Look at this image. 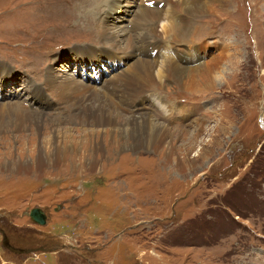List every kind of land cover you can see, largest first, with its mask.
<instances>
[{"label": "rangeland", "instance_id": "1", "mask_svg": "<svg viewBox=\"0 0 264 264\" xmlns=\"http://www.w3.org/2000/svg\"><path fill=\"white\" fill-rule=\"evenodd\" d=\"M40 1L52 2L47 14L31 5ZM146 1L0 0V120L5 106L24 102L42 118L38 130L0 132V264H264V0ZM145 8L160 9L153 32L169 55L142 60L126 37L105 42L115 33L137 43L131 22L146 26ZM99 51L106 57L92 63ZM189 51L200 61L183 66ZM137 60L151 64L153 83L134 103L150 99L136 113L127 104L110 114L120 126L110 131L135 138L110 134L120 146L111 153L103 132L87 146L78 125L47 122L68 117L57 85L73 96L86 89L95 102L94 90L144 81ZM32 82L44 90L36 99ZM157 128L169 139L155 151L141 146ZM59 129L74 138L59 141L58 164L37 170ZM33 208L45 225L30 218Z\"/></svg>", "mask_w": 264, "mask_h": 264}, {"label": "bare ground", "instance_id": "2", "mask_svg": "<svg viewBox=\"0 0 264 264\" xmlns=\"http://www.w3.org/2000/svg\"><path fill=\"white\" fill-rule=\"evenodd\" d=\"M143 2L145 4L147 3V1L145 2V0H143ZM154 2H157V4L160 2L168 3L169 0H152L150 4L152 5V3H154ZM31 5L33 6V8L46 10V12H44L43 14H47V11L50 10L52 2L40 1L39 3H31ZM66 6L70 7V9H71V3L66 1ZM135 6H136V4H135ZM73 8H75V7H73ZM108 10L111 11V9H108ZM143 11L145 12V15L148 17V20H149L148 22H146L147 20L145 21L146 26H143L140 22H138V23L131 22V24H132L131 30L137 31V34H136L138 36L137 37L138 38L137 43H134V39L131 35L126 36V34H120V37L116 38L113 36L115 33L112 35H109V36H112V38L107 39L105 42H107V41L120 42L126 37L124 40L125 41V48L130 49L132 47H138V46L143 48V49H141V57L144 58L142 60H147V59H151V57H154V56H152V53H156L155 57H158L161 55H169V54H165V51L167 50V48L160 47L157 45L158 40H157V38L153 32V29H154L153 24L159 18H161L160 9L158 8L157 10H155V9L145 8ZM131 13H132V11H131ZM37 15L41 16V14H39V13ZM88 19L91 21L90 18H88ZM93 22H95V20H93ZM101 23L104 24L103 21H101ZM109 36H105V37L108 38ZM207 48L208 47H205V49H207ZM170 49H173V48H170ZM173 50H174V56H172V55H170V56L173 57V59L175 61H178L179 58H182V56H181L182 54L179 53V51H177L176 49H173ZM190 54H192L191 58H184L183 59L184 60L183 66H185V63L190 64V63L196 62V64H197L200 61L199 59H197L195 57V54L191 53L190 51L185 55H190ZM96 55L98 56V58L96 60L92 61V63H95L98 60H100V61L104 60V58H102V56H105V55H103L100 51L97 52ZM92 57H94V54ZM124 58H126V57L124 56ZM79 59H82L84 61V63H86V64L91 62V61L88 62V61L84 60L83 57L79 58ZM108 59L111 62L107 60V63L112 64L115 62L111 58H108ZM126 59L128 60V62L132 61V59H128V58H126ZM191 61H193V62H191ZM104 62H106V61H104ZM181 62L182 61H179L178 64H180ZM41 65L46 66L45 62H43ZM137 67L145 70L147 75H146V78L144 79V81L136 83V84L133 82L124 81V82H121L120 85L113 84L111 87H106L102 90H97V91L94 90L93 94L95 95V98H97V100L95 102H89L91 99H89V96H87L85 94L86 89H83L81 91V93L78 94L77 96H73L72 93L74 91V88H68L67 89L66 83H62V84L57 85L55 88V92H56L57 97L59 99L62 98V100H64V102L68 103L67 105H69V107H70V108H68V114L66 115L68 117L63 118L62 114L56 113V115H53L52 118L47 117L48 121L47 120L46 121L49 124L54 125V126H58V125L64 124V123L66 125L67 124L68 125H71V124L78 125L79 129H77L75 131L72 130L73 134H75L76 136L77 135L81 136V138L84 140L83 143L86 144L87 146H89V143L91 142L90 138H92L94 136L98 137L100 134H102L101 132H103V135H105L104 138L107 139V140H105V143H106V146L108 149L107 152L112 153V151L115 150L114 148H119L120 146H118V144H119L118 140L115 141L114 143L108 142V136L110 134H115V137L119 136V137H122L124 140L127 137H131V138H135V137L132 133L129 134L126 131H124L123 128H122L123 129L122 131H120L121 129H119V131H110V129L120 128V126L114 122L113 117H111L110 114L114 115V117H116V118L119 117V114L116 112L117 110L115 111V108L119 110V109H121L120 108L121 105H127V104H129L128 110L130 112L135 111V109L133 108V105L135 104L134 102L144 94L145 88H147L148 86H150L153 83V80L150 78L151 64L148 62H145V61L137 60L135 63L134 69ZM35 71H36V76H38L39 75L38 72L40 70H35ZM13 76H14L13 74H8V75H6V78L8 81H5V80H3V81L12 84L14 81ZM124 77H127V75L120 74L118 77V80H121ZM118 80H116V81H118ZM69 82H71V81H69ZM32 83H33V85H31V88L36 93L34 95V93L30 92V94L34 99H36L38 97L36 95L40 94V92L44 91V90L39 85H36L34 82H32ZM99 93H102L103 97L106 98V102L108 103L107 107H105L104 105L101 104L102 101L98 100V94ZM149 99L147 97L146 99L139 101L137 105L138 106L141 104L143 105L145 102H148ZM114 101H117V103ZM0 102H1L0 106L4 107L3 102H6V101H0ZM5 107L8 108L7 109L9 112L8 113V119H7V121L0 120V132L4 129H7V130L8 129H10V130L15 129L16 131H20L23 127H25V126L27 127L26 124H28V125L34 124L35 128L38 130L39 125L42 121V118H41V116H39L35 113L30 114L31 112H33V109H32L33 106L29 102H27V103L26 102L14 103V104H10V105L5 106ZM136 108H138V107H136ZM139 109H140V107H139ZM73 111H77L76 112L77 114H74ZM121 111H122V109H121ZM124 111H127V110H124ZM137 111H139V110L137 109ZM134 113H136V111ZM141 117H142L141 118L142 123L143 124L146 123V121L148 120L147 119L148 117L143 116L142 114H141ZM144 119H146V121ZM131 121H132L131 123H133V122H135V124L137 123V119H135V118H132ZM143 126L144 125H142V127ZM52 132H54V131L52 130ZM167 134H168V131L166 129H162V128H157L156 130L153 129L152 134L145 132L140 137L142 139V143L140 145L143 147H146V148L149 147V149H152L153 151H155L156 149H158L161 145H163L165 143V138L169 139ZM52 135H53V133H52ZM68 137L74 138V136H69V134H67V132L65 130L59 129L58 131H55L53 137L49 138V144H51V142H52L53 145H55L52 147L53 149L51 148L50 155L40 153L38 155V159H37V162L34 165V167L37 170H40L45 166L58 164L62 160L61 159L62 158V152L60 150L61 149L60 148L61 143L59 141L60 140L63 141V139H67ZM55 140H57V143H56L57 146L55 144ZM58 144H60V145H58ZM110 144H112L114 146H110ZM131 148H134L133 150H135L134 145L130 146V150H131ZM95 163H96V161L93 158L92 160L88 161L86 164L91 165V166H95ZM28 165L31 166L32 164H27V166Z\"/></svg>", "mask_w": 264, "mask_h": 264}, {"label": "water", "instance_id": "3", "mask_svg": "<svg viewBox=\"0 0 264 264\" xmlns=\"http://www.w3.org/2000/svg\"><path fill=\"white\" fill-rule=\"evenodd\" d=\"M29 216L38 225H45L46 224V216H45L44 212L38 208H33L30 211ZM12 250L16 253H24V254L30 253L29 250H25V251H19L16 249H12Z\"/></svg>", "mask_w": 264, "mask_h": 264}]
</instances>
